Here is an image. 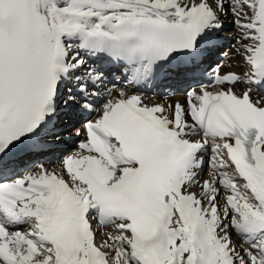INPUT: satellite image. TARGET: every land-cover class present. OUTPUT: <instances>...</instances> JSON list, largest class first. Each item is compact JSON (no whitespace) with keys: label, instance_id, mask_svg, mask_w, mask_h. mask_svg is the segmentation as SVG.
<instances>
[{"label":"snow or ice","instance_id":"1","mask_svg":"<svg viewBox=\"0 0 264 264\" xmlns=\"http://www.w3.org/2000/svg\"><path fill=\"white\" fill-rule=\"evenodd\" d=\"M229 14L244 71L187 107L131 90L203 75ZM260 89L264 0H0V264H264ZM85 112L51 167L14 166Z\"/></svg>","mask_w":264,"mask_h":264},{"label":"bare ground","instance_id":"2","mask_svg":"<svg viewBox=\"0 0 264 264\" xmlns=\"http://www.w3.org/2000/svg\"><path fill=\"white\" fill-rule=\"evenodd\" d=\"M231 19H232L231 15H230V17L229 16L222 17L223 24H224V22L231 20ZM221 47H222V44H220V47L218 45L215 48L204 50V53H203L204 61H203L202 67L205 70L204 71L205 76L211 77L212 70L215 69L218 65L221 66L220 70L222 72L227 71V70H234V71H238V72L244 71V68L236 67V64L239 60V57H237L236 59H232L233 52H234L233 47L228 48V49L223 50V51L220 49ZM219 55L221 56L222 59L218 58ZM90 62H93V61H90ZM94 62L96 64L103 66L106 63V58H105V56L102 55L100 59H97ZM229 64L233 65V67L231 69H229L227 67V65H229ZM105 69H106V71L110 72L108 69H111V68H109V66L106 65ZM112 72H115V76H121L122 69H120V68L112 69L111 73ZM159 80H160V82L156 83L154 87H149V85L145 83L141 87H139L138 85H133L131 90L140 92L143 96H145L147 98L146 102H161V101H163L166 103H175L176 101H179L182 105L187 107V104H188L187 92L188 91L184 92V90L186 88H190V90H192V89L198 90L199 87L201 85H203V81H204L199 76H197L195 78L165 77V78L159 79ZM113 82L116 83L117 86H120L121 84L125 83V81L123 79L116 80ZM118 82H121V83L118 84ZM107 86L111 87V84H108ZM244 86L245 85H243V84L239 85L238 90H241ZM208 90L214 91L215 86L208 87ZM147 94H149V95H147ZM257 95H264V91H261V89L255 90L253 92V96L255 97ZM95 102L96 101H94V103ZM93 107L95 108V107H99V106H93ZM95 115H96L95 112H91L90 114L85 112L82 115L74 117L73 118L74 119V125H75L74 127L63 131V136L59 140H55L54 138H50L51 147L48 151H45V152L49 153V154H53V158L51 160L47 161L44 159H39L41 154H43L44 152L36 153V154H26V155L18 156L16 158V160L14 161V166L18 170L27 169V168H30L31 166L35 165V164H40V163H44L46 166L51 167V161L55 160L56 157L63 155L65 152L70 151L71 150L70 148H72L73 145L75 146V144L78 143L79 139L83 138V137H77L75 144H73L74 138L67 140L66 137L67 136L71 137V136L75 135V130L77 128L82 129V124H83L84 120L92 119L95 117ZM63 120H64V122H63ZM65 121H66V123H65ZM67 123H68L67 118L62 116L59 119L58 127L63 128V126ZM210 145H211V143L209 142V146ZM68 146H70V147H68ZM67 149H70V150H67ZM207 172H208V167L206 170V175H207ZM233 239L237 240V237L233 236Z\"/></svg>","mask_w":264,"mask_h":264},{"label":"rangeland","instance_id":"3","mask_svg":"<svg viewBox=\"0 0 264 264\" xmlns=\"http://www.w3.org/2000/svg\"><path fill=\"white\" fill-rule=\"evenodd\" d=\"M230 15H228V16L230 17ZM231 20H228V21L224 22L223 28L218 34V36L220 38L219 47H220V44H222V47L220 48L222 51L226 50L228 48H232L233 45L235 44L234 37L237 35V30H236L235 25H233L231 23ZM218 58L222 59L220 55L218 56ZM120 83L121 82H118V84H120ZM186 89L184 90V92L190 90V88H186ZM147 95H149V94H147ZM102 102H103L102 100H97L95 103L93 101V106H99L100 103H102ZM63 122H64V120H63ZM65 123H66V121H65ZM66 138H67V140L74 138L73 139V142H74L73 144H75V141L77 139V137L75 135H73L71 137L67 136ZM68 147H70V146H68ZM73 147H74V145H73ZM72 148H70V149H72ZM70 149H67V150H70ZM211 155H212V151H211V145H210V146H208V149L206 150V153H205V156H204V159H205L204 174L205 175H206V170H207V167H208V159L211 157ZM52 158H53V154H49V153L44 152L43 154H41L39 159H44V160L49 161Z\"/></svg>","mask_w":264,"mask_h":264}]
</instances>
